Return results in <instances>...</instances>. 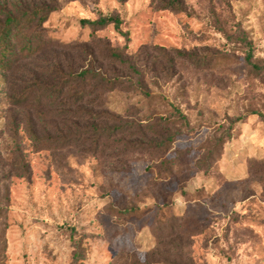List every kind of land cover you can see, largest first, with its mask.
<instances>
[{
  "label": "rangeland",
  "instance_id": "rangeland-1",
  "mask_svg": "<svg viewBox=\"0 0 264 264\" xmlns=\"http://www.w3.org/2000/svg\"><path fill=\"white\" fill-rule=\"evenodd\" d=\"M57 4L48 40L90 41L83 20L116 17L121 31L110 24L97 36L146 59L153 97L117 91L110 106L144 118L170 102L190 126L165 157L179 158L172 172L125 145L119 169L74 150L37 151L23 131L19 152L0 70V264H73L77 249L79 264H264V71L247 61L264 65V0H185L183 11L162 0ZM174 50L195 58L175 66ZM128 208L136 212L119 214Z\"/></svg>",
  "mask_w": 264,
  "mask_h": 264
},
{
  "label": "trees",
  "instance_id": "trees-1",
  "mask_svg": "<svg viewBox=\"0 0 264 264\" xmlns=\"http://www.w3.org/2000/svg\"><path fill=\"white\" fill-rule=\"evenodd\" d=\"M57 7V0H0V70L9 78L8 133L17 150L22 151L18 139L23 131L37 151L56 154L74 150L119 169L124 164L115 159L122 156L120 147L125 145V155L158 157L159 166L172 172L179 158L165 157L183 127L190 126L186 114L170 102L167 114L144 118L130 114L127 108L121 111L110 106L108 97L117 91L137 90L153 97L146 85V59L141 53L128 54L127 46L112 47L107 39L97 36L98 30L110 24L121 31L116 17L83 20L91 28L90 41L48 40L44 25ZM184 7L185 0H162V9L183 11ZM174 52L175 66L177 60L195 58L193 53ZM247 61L253 70L264 71V65L252 61V54ZM30 63L35 67L27 73L24 66ZM21 72L25 78L20 80L17 75ZM126 83L130 88H125ZM225 142L222 137L216 145L221 147ZM215 155L210 150L206 161ZM134 212L136 208L119 210L120 215ZM81 259V251L75 250L73 264H79ZM159 262L145 260V264Z\"/></svg>",
  "mask_w": 264,
  "mask_h": 264
}]
</instances>
